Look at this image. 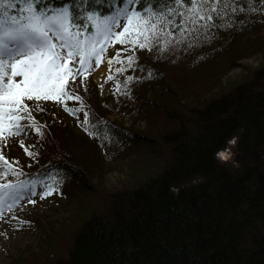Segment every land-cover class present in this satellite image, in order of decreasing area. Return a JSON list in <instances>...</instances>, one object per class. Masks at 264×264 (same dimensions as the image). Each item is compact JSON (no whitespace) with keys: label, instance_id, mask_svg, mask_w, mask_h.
Masks as SVG:
<instances>
[{"label":"trees","instance_id":"obj_1","mask_svg":"<svg viewBox=\"0 0 264 264\" xmlns=\"http://www.w3.org/2000/svg\"><path fill=\"white\" fill-rule=\"evenodd\" d=\"M149 2L157 10L166 4V0ZM52 3L60 7L62 0ZM236 6L240 10L234 16L229 4L218 6L222 13L229 8L230 18L222 19L215 29H202L197 46H190L177 32L172 39L183 40L177 48L198 51L197 47L209 40L206 45L219 43L222 53L235 40L239 45L264 18V0H235L231 7ZM138 7H144V0ZM182 11L187 12V19L201 9L185 5ZM171 40L161 36L151 47H129L131 64L139 72L129 71L125 83L113 85L115 99L101 103L96 91L90 90L95 109L83 99L77 106L65 108L71 117L79 116L82 110L88 117V123L81 122L80 134L72 139L73 129L62 131L60 124L48 121L47 114L41 113L39 122L33 117L26 119L27 125H32L29 130L38 128L40 139H46L41 144L43 151L37 147L30 165L34 169L4 163L0 184L59 181L57 189L77 184L89 191L88 176L94 174V162L87 156L82 160L80 150L72 151L85 148L87 155L96 143L107 145L109 159L124 153L136 156L143 150L148 159L151 154L161 162L156 173L142 183L136 181L130 188L101 194L99 212L94 209L81 222L65 255L55 254L58 248L52 252L56 259L49 264H264V65L227 92L187 110L184 103L180 106L172 101L176 97L172 82L164 84L169 68L177 65L171 52L175 46H157ZM254 43L256 48L264 45L259 40ZM134 85L150 92L154 100L147 98L145 103L154 101L158 110L144 130L125 128L107 118L123 106L122 91ZM50 137H58L59 146ZM232 138L236 140L234 153L224 160L218 153ZM68 144H72L70 153ZM94 156L100 161L98 154ZM41 190L36 188L37 193ZM3 211L9 210L5 207Z\"/></svg>","mask_w":264,"mask_h":264},{"label":"rangeland","instance_id":"obj_2","mask_svg":"<svg viewBox=\"0 0 264 264\" xmlns=\"http://www.w3.org/2000/svg\"><path fill=\"white\" fill-rule=\"evenodd\" d=\"M258 24L255 32L243 38V42L239 45L235 40L229 45V48L223 51L224 53L218 51L219 43L206 45L209 40H204L202 46L197 47L198 51H189L182 46L177 48L183 41L180 39L177 42V38L172 39L165 46L163 43L158 45L157 47L175 46L171 52H174L177 58L175 60L177 65H172V68H169L168 77L164 81V84L172 82L173 92L176 93V97L172 101L180 106L184 103L188 110L227 92L230 87L244 81L250 72L264 65L262 55L264 45L257 46V48L252 45L255 44V40L264 42V18ZM116 31L119 34L122 29ZM137 44V42H133L132 45L127 42L121 44L116 37H113L111 42L105 45L99 62L93 58L88 61L83 70H79L78 60L74 64L70 63L69 66L76 69L69 78L66 87L71 98L65 96L60 100L25 101L29 110L23 114L21 123L27 127L26 119L29 120V117H33L39 122L40 114L43 113L48 115L46 118L49 119V122L60 124L59 128L62 131L66 128L73 129L70 139L79 135V124L84 122L85 110H82L79 116L71 117L65 108L69 105L77 106L83 99L88 107L95 109L90 90L96 91L101 103L107 98L115 99L116 88L113 85L125 83V75L129 71L139 72L136 66L129 65L132 58L129 49L135 47L140 49L136 46ZM203 58L209 59L204 60ZM102 67L107 70L106 76L103 80H97L96 72ZM171 77L177 82L174 83L170 79ZM21 79L22 77L15 78L16 82ZM140 87L134 85L122 91L125 94L121 102L123 106L116 113L107 115L109 121H115L125 128L132 127L134 130L146 128L147 121L151 117H155L158 110L154 106V101L149 102V105L147 102L145 103L147 98L154 99L149 91L140 89ZM179 94L182 96L177 99ZM133 109H137L138 112ZM48 129L50 128L48 127ZM28 136H9L7 131L0 129V173L5 169L3 168L5 161L8 162V165L16 164L29 170L36 168L30 165L35 161L33 157H35L37 147L40 146L43 151L41 144H44L46 139L41 140L42 133L40 131L38 134L36 130L28 129ZM50 138L54 141L55 146H59L58 137ZM235 143L234 138L228 141L223 150V152L227 150L228 156L223 158L224 160H229L232 157ZM88 144L91 147L94 146L91 143ZM71 147L72 144H68L67 151L69 153ZM106 147V144L102 146L100 143H96L95 150L87 155L85 148L75 147L72 151V153H76L78 149L81 154H84L81 156L82 160L87 156L91 157L94 162V174L88 176L91 187L89 191L76 187L77 184H73L75 186H70L67 189L60 187L46 198H41L38 193L35 197L21 201V204H15V206L17 205L15 210L0 214V264H49L56 259L54 258L55 254L65 255V249L70 245L71 237L81 222L94 209L96 212L101 209V194L118 192L121 189L135 186L136 183H142L148 176L155 174L161 165L160 160L151 154L148 159L143 150L137 152L136 156L124 153L109 159ZM95 154H98L100 161L94 156ZM77 158L80 159L79 156ZM61 189H64L66 194ZM57 248L59 253L52 255V252H56Z\"/></svg>","mask_w":264,"mask_h":264},{"label":"snow or ice","instance_id":"obj_3","mask_svg":"<svg viewBox=\"0 0 264 264\" xmlns=\"http://www.w3.org/2000/svg\"><path fill=\"white\" fill-rule=\"evenodd\" d=\"M141 2L62 0L56 7L52 0H0V129L9 136H28L32 125L21 123L29 110L25 101L71 98L66 87L76 69L70 63L78 60L79 70H83L93 58L99 62L113 37L121 44L139 41L136 46L144 49L161 36L171 40L178 32L190 46H197L202 41V29H215L222 19L230 18L229 8L222 13L218 6L229 4L232 16L240 10L231 7L235 0H166L159 10L149 0L140 8ZM185 5L198 6L201 12L185 19ZM105 7L108 12L103 11ZM117 29L122 32L117 34ZM17 77L22 79L16 82ZM84 123H88L86 113ZM218 156L227 158V150ZM58 183L38 185L33 180L0 184V211L5 207L11 211L17 201L37 196V187L42 189L40 197L46 198L57 190Z\"/></svg>","mask_w":264,"mask_h":264},{"label":"bare ground","instance_id":"obj_4","mask_svg":"<svg viewBox=\"0 0 264 264\" xmlns=\"http://www.w3.org/2000/svg\"><path fill=\"white\" fill-rule=\"evenodd\" d=\"M106 73H107V70H106L105 67H102L99 70H97V72H96V78H97V80H103V78L106 76ZM22 202H20L19 204H21ZM15 207L16 206H14V208H12L11 210H15L16 209ZM3 212H5V211H3Z\"/></svg>","mask_w":264,"mask_h":264}]
</instances>
